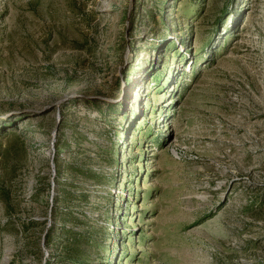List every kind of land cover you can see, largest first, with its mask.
Wrapping results in <instances>:
<instances>
[{
	"label": "rangeland",
	"instance_id": "obj_1",
	"mask_svg": "<svg viewBox=\"0 0 264 264\" xmlns=\"http://www.w3.org/2000/svg\"><path fill=\"white\" fill-rule=\"evenodd\" d=\"M0 264H264V0H0Z\"/></svg>",
	"mask_w": 264,
	"mask_h": 264
}]
</instances>
